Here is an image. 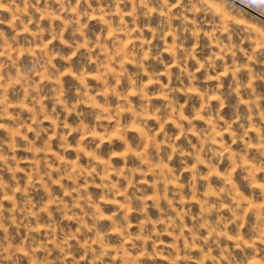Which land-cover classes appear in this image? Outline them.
<instances>
[{
	"label": "rangeland",
	"instance_id": "1",
	"mask_svg": "<svg viewBox=\"0 0 264 264\" xmlns=\"http://www.w3.org/2000/svg\"><path fill=\"white\" fill-rule=\"evenodd\" d=\"M0 264H264V0H0Z\"/></svg>",
	"mask_w": 264,
	"mask_h": 264
}]
</instances>
